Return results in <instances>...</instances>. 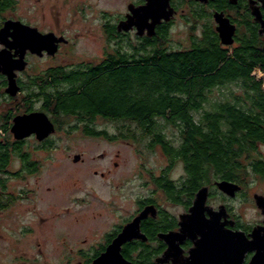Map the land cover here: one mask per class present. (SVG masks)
<instances>
[{"label": "trees", "instance_id": "1", "mask_svg": "<svg viewBox=\"0 0 264 264\" xmlns=\"http://www.w3.org/2000/svg\"><path fill=\"white\" fill-rule=\"evenodd\" d=\"M14 3L4 0V8ZM133 44H118L98 64L79 63L41 77L44 84L52 77L46 106L56 132L102 136L96 116L104 114L116 124L112 140L151 137L149 146H160L168 162L184 163L196 192L216 180L245 186L250 175L264 178V82L256 78L258 70L264 72V40L248 38L233 50L216 36L177 49L166 35ZM84 67L94 68L83 74ZM169 126L177 129L179 144L167 138ZM15 144L0 142V171H6ZM5 183L0 180L4 190ZM5 194L0 208L16 199Z\"/></svg>", "mask_w": 264, "mask_h": 264}, {"label": "flooded vegetation", "instance_id": "2", "mask_svg": "<svg viewBox=\"0 0 264 264\" xmlns=\"http://www.w3.org/2000/svg\"><path fill=\"white\" fill-rule=\"evenodd\" d=\"M19 2V0H15L10 8L5 9L4 0H0V52L3 53V56L11 57V61L17 62L22 58L21 55L24 51V59H21L23 64L14 70L18 87L16 95L8 92L9 77L0 70V137L9 138L4 144H7L8 141L17 144H15L17 148L15 146L11 148V161L7 168H3L6 171H0V180H6L4 185L6 189L10 177L26 179L41 169L42 163L35 158L36 150H50L51 137L39 141L36 134H33L23 139H16L12 131L14 119L17 116L41 111L46 112L51 118V113L46 106V99L52 95L53 87L50 83L52 77L49 76L46 84L42 82L41 77L53 74L54 69L64 71L74 68L79 63L98 64L101 61L86 59L73 65L62 62L61 60L69 55L73 57L78 36L69 37L66 35L64 28L59 29L57 24L45 18L47 17L46 13H43L44 18L39 17L42 16L41 14L36 16L37 18L19 14ZM65 2L67 3L69 0H65ZM107 2L110 7H104L99 12L102 32L108 41L103 59L108 54H112V35L117 44L127 42L126 44L130 45L136 42L135 45H139L149 38L153 39L155 36L162 35H166L169 44H173L171 38L173 31L177 30L180 34L182 28L186 27L189 31L190 43L194 40L216 36L224 48L232 50L240 47L243 41H247L248 38L257 41L264 40V0H108ZM112 5L115 9L113 14ZM45 9L43 7L37 11H45ZM83 12L85 13L84 10ZM158 19L160 22L156 25L154 35H149L148 28L139 29L138 25H150ZM122 23L130 25L131 28L126 30L123 27L120 30L119 25ZM112 25L115 26L113 33ZM223 25L234 33V43L231 45L222 42L218 28ZM22 26L32 27L35 29V34L39 32L42 35L54 33L58 38L64 40L57 44L58 49L55 54L50 53L49 45L51 44L47 39L44 41L38 39L37 45H33L35 49H39L41 45L44 46L42 51L34 52L33 48L28 47L24 50L16 42L22 31L26 29ZM43 62L48 64H41ZM3 66L4 64H2ZM22 66H24L23 69ZM92 68L81 69L84 74L91 71ZM96 117L100 123V131H103L104 134L98 137L94 135L89 137L111 141L112 131L106 128L105 124L112 123V119L104 114ZM82 134L84 133L82 132ZM35 139L38 141L34 145L31 141ZM15 163L17 171L14 172L11 167ZM174 166L176 164L172 165L168 162L167 169H162L159 176L148 171L151 176L144 185L152 188L150 193L140 195L133 214L124 221V224L104 231L102 239L87 248L88 250L80 249L78 264H92L105 254L123 231L124 226L135 221L147 208L151 209L142 219L136 235L122 244V259L119 258L115 264H252L254 259L260 256V242L264 243V208L256 202V193L253 200L257 216L252 223H246L241 215V207L244 204L235 205L236 200L243 196L241 191L244 190V185L241 184L242 190L232 197L222 193L216 180L214 185H205L209 187L207 206L210 209L204 212L203 220L193 219L189 215L198 191L196 192L190 187L193 185L191 178L188 179L184 176L174 182V179L170 177V170ZM166 173L168 176H165ZM2 190L1 194L7 191L3 187ZM177 191L179 193L181 191V193L178 194ZM257 194L264 196V192ZM222 206H225V209H221ZM186 219L193 223L191 232H184L182 229V222ZM202 222H205V226H201L200 229L206 230L205 238L203 232L199 231L200 229L196 230V223L201 224ZM212 222L217 225L212 226ZM212 230L216 233L212 234ZM254 230H257L255 236L252 235ZM202 240L211 242L203 248L200 247ZM252 240H255L257 246L246 250V242Z\"/></svg>", "mask_w": 264, "mask_h": 264}, {"label": "rangeland", "instance_id": "3", "mask_svg": "<svg viewBox=\"0 0 264 264\" xmlns=\"http://www.w3.org/2000/svg\"><path fill=\"white\" fill-rule=\"evenodd\" d=\"M19 1V14H41L42 18L46 13L45 18L59 29L64 28L66 35L78 36L73 57L69 55L62 62L73 65L86 59L103 60L108 41L102 32L99 12L110 7L108 0ZM43 7L45 11H37ZM171 38L174 49L190 46L186 27L180 34L174 30ZM126 43L125 48H131ZM118 46L112 41V52ZM256 78L264 82V72L258 70ZM105 127L112 133L117 130L115 123H106ZM71 133L58 130L49 136V151L36 150L35 158L42 163L37 172L26 179L9 178L6 195L16 199L8 207L0 208V264H78L80 249L88 250L102 239L104 231L124 224L133 214L140 195L150 193L152 188L144 185L151 176L148 171L159 176L162 169H167L162 148L149 146L151 137L110 141L90 138L80 130ZM165 134L179 144L176 128L169 126ZM7 139L0 137V142ZM37 141L31 142L35 145ZM259 153L264 156V146ZM16 163L11 167L14 172ZM183 168L180 161L170 170L174 182L187 176ZM247 179L248 185L241 191L243 196L235 205L244 204L241 215L246 223H252L257 216L254 194L264 192V178L250 175Z\"/></svg>", "mask_w": 264, "mask_h": 264}, {"label": "water", "instance_id": "4", "mask_svg": "<svg viewBox=\"0 0 264 264\" xmlns=\"http://www.w3.org/2000/svg\"><path fill=\"white\" fill-rule=\"evenodd\" d=\"M159 22L160 19L156 20L155 23L150 25H138V26L139 29L148 28V33L150 36H152V34L153 35L155 34V28ZM125 24L126 23H122L119 25L120 30H122L123 27L126 30H129L131 28L130 25H125ZM22 27H25L26 29L22 31L21 36L17 38L16 42L19 45H21L24 48V50L25 48L28 47V48H33L34 52H37L39 50L42 51L44 49V46L41 45L39 49H35L33 45L35 44L37 45V42L41 41L42 39L43 41L47 39L51 44L49 45L50 53L55 54V52L58 49L57 44L64 40L62 38H58L54 33L42 35L40 32L39 33L37 32L38 34H35L34 32L35 29H33L32 27L30 26H22ZM218 29L221 33L222 42L224 44L231 45L234 43L233 31L227 30L224 25L222 27H219ZM2 54L3 53L0 54V70L3 71L9 77L10 86L8 88V92H10V94L12 95H16L18 87L15 79L14 70L16 68H19V66L23 64L21 62V59H24V51L21 55L22 58L17 62L11 61V57L3 56ZM2 64H4L3 67ZM21 68L23 69L24 66H22ZM56 130H57L56 125L52 121L50 116L46 112H41V111L17 116L14 119V125L12 127V131L15 134L16 139H23L25 137L36 134L37 139L39 141H43L49 138V136L54 134ZM79 158L80 157L77 156L76 160H79ZM217 186L222 191V193H226L227 195H230L232 197H235L239 193V191L242 190L241 184L228 180L218 181ZM208 198H209V187L204 186L197 192L194 205L191 206V214L189 215V217H192L193 219L203 220L204 212L210 209V207L207 206ZM255 200L259 205H261L264 208V196L256 194ZM150 209L151 208H147L146 210H144V212L141 215H139L135 219V221L126 225L123 231L118 235L116 240L112 243L111 247L108 248V251L105 254H103L101 257L97 258L92 264H115L116 262H118L119 258L122 259V255H121L122 244L132 239L136 235L135 233H137V230L140 228V223L142 219L147 216V212ZM221 209H225V206H222ZM196 224H197L196 230H199L201 226H205V222H202L201 224L200 223H196ZM207 224L209 223L207 222ZM182 225H183L182 229L184 230V232L193 231V223L187 221V219L184 222H182ZM216 225L217 223L212 222V226H216ZM199 231L203 232L205 238L206 237L205 235L207 234L206 230L200 229ZM214 233H216V231L212 230V234ZM256 233L257 230H254V233L252 235L255 236ZM254 241L255 240L249 242L247 241L245 249L247 250L248 248L250 249L255 248L257 245L256 242ZM210 242L211 241L205 242V240H202L200 247L205 248L206 245L209 244ZM260 246H261L260 247L261 254L260 256H257L254 259L252 264H257L259 262L260 264H264V243L260 242Z\"/></svg>", "mask_w": 264, "mask_h": 264}]
</instances>
